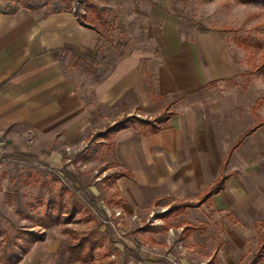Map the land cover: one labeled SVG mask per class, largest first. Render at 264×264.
I'll list each match as a JSON object with an SVG mask.
<instances>
[{
    "label": "rangeland",
    "instance_id": "obj_1",
    "mask_svg": "<svg viewBox=\"0 0 264 264\" xmlns=\"http://www.w3.org/2000/svg\"><path fill=\"white\" fill-rule=\"evenodd\" d=\"M22 1L47 10L71 8L81 18L92 15L94 3L107 26L93 22L110 38L105 37V43L119 49L128 43L150 47L158 43L152 36L166 22L176 23L182 37L194 42L201 54L209 47L214 72H226V58L234 68L232 76L206 88L212 93L207 100L216 105L206 112L219 124L226 153L242 132L264 120V71L257 69L264 62V7L258 4L240 0H0V9L10 11L23 6ZM255 39L262 43L260 47L245 45ZM82 66L75 75L80 95L93 114L88 133L72 144L50 146L61 150L59 163L0 160V264H264L257 249L264 227L255 224L264 218V127L248 137L226 163L227 171L245 176L249 193L241 208L228 212L203 207L165 218L162 214L171 201L109 217L113 208L121 206L116 203L120 195L112 194V175L119 168L112 147L98 134L125 117L155 121L166 103L180 93L159 94L150 79L147 89L153 102L147 110H139L136 103H127L126 109L119 104L105 108L94 95L95 81L84 74L87 66L94 68V61ZM48 204L58 221L44 228L40 223ZM187 222L203 223L204 229L186 234ZM27 231L35 236L30 238L24 234ZM85 237L94 245L88 260L76 258L70 249ZM220 241L226 242L221 248Z\"/></svg>",
    "mask_w": 264,
    "mask_h": 264
},
{
    "label": "crops",
    "instance_id": "obj_2",
    "mask_svg": "<svg viewBox=\"0 0 264 264\" xmlns=\"http://www.w3.org/2000/svg\"><path fill=\"white\" fill-rule=\"evenodd\" d=\"M181 33L178 24L168 21L152 36L158 43L150 47L128 43L119 49L105 43V36L85 25L71 8L0 9V160L11 157L16 164L28 165L38 160L61 162V150L50 146L82 139L93 123L75 73L82 70L83 62L86 66L95 60L94 68L87 66L84 74L95 81L94 95L105 108L119 104L126 109L127 103H136L139 110H147L153 102L147 89L150 79L159 94L180 93L166 103L173 102L169 127L157 133L127 128L113 135L117 172L130 174L112 183V194L120 195L117 208L131 213L152 203L197 201L222 174L229 175L225 188L186 212L203 207L228 212L241 208L249 193L246 179L237 170L227 171L226 163L264 126L229 154L251 127L242 132L226 153L219 124L206 112L216 108L207 100L212 93L206 88L232 76L234 68L222 54L226 72H214L209 47L205 56V50L201 54ZM262 221L257 220L256 226ZM187 224L202 229L205 225ZM220 242L221 248L226 242Z\"/></svg>",
    "mask_w": 264,
    "mask_h": 264
},
{
    "label": "trees",
    "instance_id": "obj_3",
    "mask_svg": "<svg viewBox=\"0 0 264 264\" xmlns=\"http://www.w3.org/2000/svg\"><path fill=\"white\" fill-rule=\"evenodd\" d=\"M243 3H255L262 7H264V0H240ZM23 6L27 7H33L32 4L27 3L25 1H22ZM17 7L12 8L10 11H15ZM90 10L92 12V15L84 16L81 18L78 14L77 16L79 19L87 26L96 29L101 35H104L107 39H110L106 33L103 32L102 29H100L93 21L98 20L100 22V25L107 26V23L103 19V13L102 10L99 8L98 5L92 4L90 6ZM261 42L259 39H255V42H249L247 41L245 45L248 46H256L260 47ZM95 61V60H94ZM257 69H261L264 71V62L257 67ZM173 102H170L166 105L163 112L159 114V116L155 119V121L141 119L136 116L133 117H125L123 119L117 120L114 122L112 126L107 128L104 131H101L98 135L106 138L108 141L107 144L112 147L113 142L112 138L113 135L123 129L127 128H142L143 133H157L162 129H165L169 127L168 121L171 118V116L174 114V111L172 110ZM264 126V120H259L255 125H253L249 130L245 131L244 134L240 137V139L232 146L230 153L232 154L236 148H238L243 140L253 134L258 128ZM128 175L130 174L128 172H116L114 175H112V183L116 181V178L121 175ZM229 178L228 174H222V176L217 180L216 183L211 185L205 192H203L199 199L197 201H177L170 205L167 211L162 214L163 217H172V216H179L186 212L187 208L191 207H200L202 204L207 202L213 195L219 193L221 190H223L226 186V181ZM58 221V218L56 214L53 211V207L48 204L45 207L44 210V216L41 219L40 225L44 228L51 226L55 222ZM262 227H264V221L260 223ZM203 227L196 224H187L185 231L186 234L192 233L194 230H200ZM24 234L28 235L30 238H33L35 236L32 232H24ZM221 244V243H220ZM93 248L94 245L91 242L89 237H85L83 240H80L79 242L72 243L70 246L72 254L76 258H81L82 260H88L93 256ZM258 254L263 255L264 254V232L260 234L259 236V247H258Z\"/></svg>",
    "mask_w": 264,
    "mask_h": 264
},
{
    "label": "built area",
    "instance_id": "obj_4",
    "mask_svg": "<svg viewBox=\"0 0 264 264\" xmlns=\"http://www.w3.org/2000/svg\"><path fill=\"white\" fill-rule=\"evenodd\" d=\"M125 213L123 212V210H121L120 208H113L112 211L110 213H108L109 217H123Z\"/></svg>",
    "mask_w": 264,
    "mask_h": 264
}]
</instances>
